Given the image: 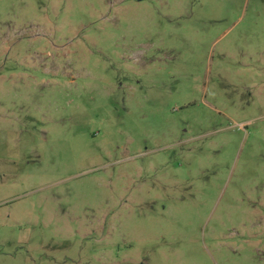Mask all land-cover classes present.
Masks as SVG:
<instances>
[{
	"label": "rangeland",
	"instance_id": "374dc122",
	"mask_svg": "<svg viewBox=\"0 0 264 264\" xmlns=\"http://www.w3.org/2000/svg\"><path fill=\"white\" fill-rule=\"evenodd\" d=\"M0 264H264V0H0Z\"/></svg>",
	"mask_w": 264,
	"mask_h": 264
}]
</instances>
